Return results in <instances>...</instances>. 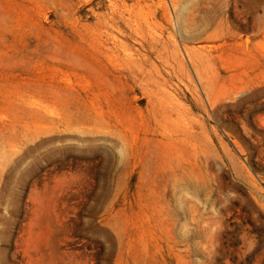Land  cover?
Wrapping results in <instances>:
<instances>
[{
    "label": "rangeland",
    "instance_id": "obj_1",
    "mask_svg": "<svg viewBox=\"0 0 264 264\" xmlns=\"http://www.w3.org/2000/svg\"><path fill=\"white\" fill-rule=\"evenodd\" d=\"M0 264H264V0H0Z\"/></svg>",
    "mask_w": 264,
    "mask_h": 264
}]
</instances>
